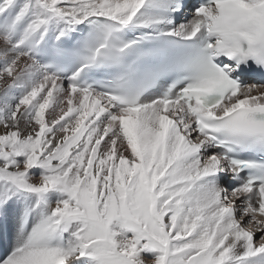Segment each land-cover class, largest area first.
Here are the masks:
<instances>
[{"label": "snow or ice", "instance_id": "snow-or-ice-1", "mask_svg": "<svg viewBox=\"0 0 264 264\" xmlns=\"http://www.w3.org/2000/svg\"><path fill=\"white\" fill-rule=\"evenodd\" d=\"M0 264H264V0H0Z\"/></svg>", "mask_w": 264, "mask_h": 264}]
</instances>
